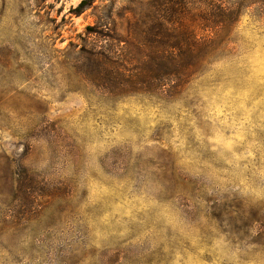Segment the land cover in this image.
<instances>
[{"label": "rangeland", "instance_id": "rangeland-1", "mask_svg": "<svg viewBox=\"0 0 264 264\" xmlns=\"http://www.w3.org/2000/svg\"><path fill=\"white\" fill-rule=\"evenodd\" d=\"M219 1L0 0V264H264V0ZM160 15L215 31L185 82L92 78Z\"/></svg>", "mask_w": 264, "mask_h": 264}, {"label": "trees", "instance_id": "trees-1", "mask_svg": "<svg viewBox=\"0 0 264 264\" xmlns=\"http://www.w3.org/2000/svg\"><path fill=\"white\" fill-rule=\"evenodd\" d=\"M82 8L83 2L78 4L77 10L81 11ZM200 10V18L203 21L210 19L217 30L228 28L238 15L236 8L227 7L219 0L211 2L203 0ZM162 16L157 18L158 23L168 32L158 39H154V36L148 38L150 50L147 53L135 51L134 54H125L124 58L116 57L112 60L110 55L115 54L110 50L93 51L91 54L96 56V60L91 66L94 71L92 78L118 90H122L121 87L124 85H138L141 89L152 86L153 82L158 88L167 82H185L195 67L200 65L203 53L214 43L211 41L215 39V31L212 36L195 38L191 35V29L184 27L183 35L179 36L171 32ZM136 41L139 42L137 39ZM192 46L195 50H188ZM172 76L177 78L176 81Z\"/></svg>", "mask_w": 264, "mask_h": 264}]
</instances>
